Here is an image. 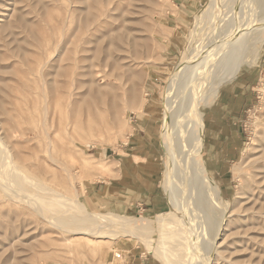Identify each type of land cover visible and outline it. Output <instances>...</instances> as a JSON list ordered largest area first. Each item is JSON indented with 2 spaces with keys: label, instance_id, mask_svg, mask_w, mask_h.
<instances>
[{
  "label": "rangeland",
  "instance_id": "374dc122",
  "mask_svg": "<svg viewBox=\"0 0 264 264\" xmlns=\"http://www.w3.org/2000/svg\"><path fill=\"white\" fill-rule=\"evenodd\" d=\"M221 1L212 21L195 27L209 0H0V135L30 176L93 211L152 218L179 205L202 264H264V0ZM211 40L224 66L219 60L208 79L195 58ZM188 60L194 83L219 82L212 104L199 107L202 164L218 195L191 163L188 77L169 90L168 126L165 94ZM131 155H149L148 169ZM132 183L149 205L124 201ZM103 197H116V207L98 208ZM0 264L163 262L135 236L67 232L0 187Z\"/></svg>",
  "mask_w": 264,
  "mask_h": 264
},
{
  "label": "bare ground",
  "instance_id": "6f19581e",
  "mask_svg": "<svg viewBox=\"0 0 264 264\" xmlns=\"http://www.w3.org/2000/svg\"><path fill=\"white\" fill-rule=\"evenodd\" d=\"M220 5H222L221 0H209V2H207L206 9L202 11L201 18L199 21H197V24L195 27H198L200 23L203 21H207L208 23L211 22L213 18L216 16L215 10L217 8L219 9ZM6 16L8 15H5V17ZM262 31L264 32V30ZM261 37L263 36L260 35V38ZM12 38L16 39L15 36H13ZM217 42L218 40H211L207 42L202 49H199L200 52L197 55V58H195L197 59L195 61H198L196 63L202 64L203 70L204 69L206 70L204 75H207L206 77L208 79H209V76L211 77V75H214L213 70L216 71L215 67L217 68L218 61L224 60V57L219 58V52L222 48L219 50L220 44H217ZM240 45L241 44H239V46ZM238 49H240V47ZM244 50L245 49L243 46V51ZM31 53L33 54V52ZM227 54H229V52H227ZM232 54L233 53H231V55ZM229 57L226 56L227 59ZM81 59L86 60L87 58L82 57ZM222 61H220L219 63H221ZM227 63L228 62H226L225 65ZM90 65L95 66L93 62H91ZM221 66H224V61H223V65ZM190 68L192 69L190 70ZM40 71H41V74H43V77L46 78L47 72L44 71V69H40ZM197 73H198V69H196L195 67H192V63L188 60V62H186L184 66L180 70H178V72L174 76L170 78L171 85L168 87L166 94H165L167 95L165 101H166L168 109L170 106V115L167 118L169 120L168 126L171 125L169 128L174 127L173 121L175 119L173 116V112H172L173 101L171 100V92L169 90L172 89L178 77L179 78L184 77V76L185 78L188 77L190 79L191 87H192L191 93L193 92L190 98L186 113H185L186 114L185 117L189 119L188 122H189V125L191 126L189 134L193 130L191 146L187 145L188 147H191L189 148L191 149L190 154H191V157L194 158L192 159L193 162L191 163H195L196 164L195 166L197 167V169L200 166V168L197 171L199 173V176H202L200 177L201 180L204 183H206L209 186V188L215 192L216 195H218L220 192H219V188L217 184L214 182V180L211 177H209L207 168L202 164V161H203L202 153L203 152L201 151V144H200L201 139L199 137V131H200L201 124H202V118H201V113L199 111L200 110L199 107L202 104H205V105L212 104V102L214 101L215 95L218 93V90H219L218 87H215V85L218 86L219 82L218 80H215L214 83L212 82L213 84L212 87H210L211 84L209 85L205 83V80L203 78L201 81L202 83L200 82L201 79H199L197 82L194 83L193 78L195 76H198ZM206 77L204 78L206 79ZM220 83H221V79H220ZM45 84H46V80H44L42 84L44 88H45ZM204 85L206 86L209 85L210 89L209 88L208 89L212 91V92L210 91L211 92L210 98L206 100L203 99V97L207 98L205 95L203 96V91H204L203 89H205ZM200 93H202V96L199 95ZM48 94H49V91H48ZM197 97L199 98L198 101H196ZM46 98H47V95H46ZM144 99L145 98H142L143 101ZM135 109L139 111H143L144 109L143 102L142 103L140 102V104H138L135 107ZM44 112L47 113L46 110ZM169 131H171V129H169ZM93 132L94 131H92L91 133L93 134ZM164 141H165V148L167 149V154L171 155V153H175L176 150L174 149V145H172L171 143L172 138L168 134L165 136ZM51 159L55 161V158L53 156H51ZM170 161L171 160L167 159L166 165L167 166L171 165L172 167L173 165ZM169 179H171V177ZM169 181H170L169 183H171V180ZM46 183L43 182L42 180L34 179L32 176H30L29 173H27L19 165L10 144L0 135V187L7 197L12 198V200L15 199L18 202L19 201L23 202L30 208L34 209L41 216H43L51 224L56 225L57 227L58 226L62 227L67 232H71L75 234H83V233L87 234V232H89L92 235H104V234L131 235V236L137 237L139 241L141 240V242L144 243V245L149 251H152L157 257L161 259L163 264H202L203 259L200 260L201 252H198L196 248H193L191 246L192 240H189L188 232L185 231L186 225H185L184 219H186L187 216L184 213L180 214L179 212L180 207H178L179 205L178 206L174 205L175 210L171 211L170 213H160L152 218L128 216V215H123L119 213H114L111 211L109 212L93 211L89 208V203L86 200H84L81 196H79L78 194L72 197L68 195L66 192L62 191L61 189H58V187L55 188ZM166 189L168 190L167 187ZM172 192L173 191L171 190L170 193L172 194ZM173 196L174 195L172 194V197H170L169 199L173 200L174 199ZM192 248H193V252H192ZM116 256L118 257L121 256L119 251H116Z\"/></svg>",
  "mask_w": 264,
  "mask_h": 264
},
{
  "label": "crops",
  "instance_id": "0c3cea01",
  "mask_svg": "<svg viewBox=\"0 0 264 264\" xmlns=\"http://www.w3.org/2000/svg\"><path fill=\"white\" fill-rule=\"evenodd\" d=\"M233 91V90H232ZM235 91V90H234ZM233 91V92H234ZM203 131H204V123H203V130H202V136H201V141L203 140ZM238 136H234V138L233 139H231V140H228V146H227V148H229L228 149V151L226 150V153H227V155H231L232 154V150H231V148L233 147V145H232V142L234 143H237V140H238ZM225 155V157H229V156H227L226 154H224ZM132 156V155H131ZM132 157H138L137 155H134V156H132ZM139 159H135L134 158V161H133V163L135 164V165H137V163L139 164V165H145L146 166V168L148 169V167H147V165H146V163L143 161V160H145L146 161V159L147 160H149L150 158H149V155H147V157H142V158H140V157H138ZM133 164V165H134ZM136 176H137V178H138V175H136L135 174V178H136ZM130 178V177H129ZM140 178V177H139ZM141 179V178H140ZM136 180V179H135ZM135 180H133V181H135ZM97 188V187H96ZM137 190H136V186H135V184L134 183H132V184H129L128 185V189H127V196H123L124 197V201L126 202V203H130V205H132V204H134V206H132V208H134V207H136V202H137V199L139 198V195H138V193L136 192ZM97 192V191H96ZM142 198V197H141ZM143 200V199H142ZM148 200V199H147ZM150 200V199H149ZM144 201H140L139 199H138V206H141L142 208H144V206L145 205H149L148 203H146V201H145V203H143ZM116 203H117V200H116V197H110V198H100L99 199V201L97 202V205H98V208H100L101 210L103 209H109V208H115L116 207ZM149 203H150V201H149ZM108 211V210H107ZM111 212H117V211H112L111 210ZM117 213H119V212H117ZM119 214H121V213H119ZM123 215H125V214H123ZM127 215V214H126ZM118 257V256H117ZM121 259H124V257H123V255H121V257H120Z\"/></svg>",
  "mask_w": 264,
  "mask_h": 264
}]
</instances>
